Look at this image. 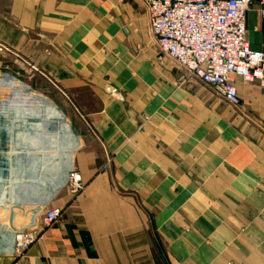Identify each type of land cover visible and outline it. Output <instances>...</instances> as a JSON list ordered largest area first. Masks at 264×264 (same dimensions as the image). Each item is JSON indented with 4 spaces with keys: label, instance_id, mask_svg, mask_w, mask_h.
<instances>
[{
    "label": "crops",
    "instance_id": "1",
    "mask_svg": "<svg viewBox=\"0 0 264 264\" xmlns=\"http://www.w3.org/2000/svg\"><path fill=\"white\" fill-rule=\"evenodd\" d=\"M247 30L264 51L256 6ZM236 87L162 55L139 0H0V264H264V89Z\"/></svg>",
    "mask_w": 264,
    "mask_h": 264
},
{
    "label": "built area",
    "instance_id": "2",
    "mask_svg": "<svg viewBox=\"0 0 264 264\" xmlns=\"http://www.w3.org/2000/svg\"><path fill=\"white\" fill-rule=\"evenodd\" d=\"M147 11L150 32L162 55L190 78L212 88L228 104L241 99L237 80L264 89V51L255 52L248 41L247 17L253 7L264 21V0H139ZM86 185L72 169L66 188L77 197ZM59 208L47 210L39 225L14 233L15 250L22 255L43 239L63 217Z\"/></svg>",
    "mask_w": 264,
    "mask_h": 264
}]
</instances>
